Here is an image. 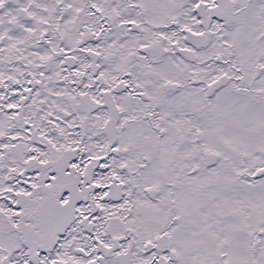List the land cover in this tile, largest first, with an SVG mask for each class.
<instances>
[{
    "label": "snow or ice",
    "instance_id": "snow-or-ice-1",
    "mask_svg": "<svg viewBox=\"0 0 264 264\" xmlns=\"http://www.w3.org/2000/svg\"><path fill=\"white\" fill-rule=\"evenodd\" d=\"M0 264H264V0H0Z\"/></svg>",
    "mask_w": 264,
    "mask_h": 264
}]
</instances>
